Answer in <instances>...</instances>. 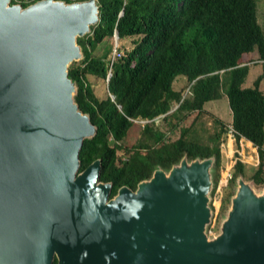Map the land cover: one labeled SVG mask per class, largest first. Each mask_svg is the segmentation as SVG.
<instances>
[{
  "label": "water",
  "instance_id": "95a60500",
  "mask_svg": "<svg viewBox=\"0 0 264 264\" xmlns=\"http://www.w3.org/2000/svg\"><path fill=\"white\" fill-rule=\"evenodd\" d=\"M10 1L0 0V264H264V196L243 182L222 236L206 241L211 158L184 157L113 199L99 160L78 173L96 130L67 69L99 21L96 0Z\"/></svg>",
  "mask_w": 264,
  "mask_h": 264
},
{
  "label": "trees",
  "instance_id": "16d2710c",
  "mask_svg": "<svg viewBox=\"0 0 264 264\" xmlns=\"http://www.w3.org/2000/svg\"><path fill=\"white\" fill-rule=\"evenodd\" d=\"M38 1L11 0L10 5L26 8ZM96 4L98 23L76 39L83 58L67 69L76 88L74 102L96 130L83 141L78 173L99 160V182L111 184L109 199H113L120 188L135 191L155 170L168 172L184 157L211 158V194H221L217 220L230 205L235 181L245 177V164L236 160L229 177L219 184L227 128L220 122L221 129L204 142L189 136L195 119L188 127L179 126L192 113L195 118L202 115L207 103L224 95L237 149L243 138L257 151L258 165L249 180L264 186V31L257 20V0H96ZM115 33L121 42L129 39L132 48L124 54L117 48L120 57L110 65L112 47L105 44L103 53L96 51ZM255 51L263 61L262 71L245 87L249 66L244 61ZM108 74V94L99 98L90 80L105 81ZM180 78L189 85V97L178 88ZM159 117L166 121V131L155 124ZM178 129L179 135L172 139ZM136 131L139 137L128 143Z\"/></svg>",
  "mask_w": 264,
  "mask_h": 264
},
{
  "label": "rangeland",
  "instance_id": "374dc122",
  "mask_svg": "<svg viewBox=\"0 0 264 264\" xmlns=\"http://www.w3.org/2000/svg\"><path fill=\"white\" fill-rule=\"evenodd\" d=\"M257 20L260 26L262 27L264 31V0H257ZM77 44V43H76ZM106 44V45H105ZM108 46L112 47V52L114 48L117 46L119 48V52L121 54H124L126 51H130L132 48V43L129 39L124 40L123 42L117 40L115 42L114 38L109 39L108 41L103 42L100 44L97 48V55H99L102 52L103 47ZM77 46L80 48V46L77 44ZM81 51V50H80ZM83 54L81 52L80 59L77 61H72L70 64L73 62H79L82 60ZM248 66H249V73L245 79V82L243 86L249 87L251 86L252 82L256 79V77L261 73L262 71V64L263 61L259 59L258 53L255 51L248 55L246 60L244 61ZM182 82H178V88L181 89L183 97H189L190 96V91L188 88V84L183 81V78H180ZM96 82L98 85H96ZM107 79L104 80H98L95 81L94 79L90 80L91 87L95 93V95L99 98H104L106 97L107 93ZM261 90L264 93V79L262 80L261 83ZM176 108V106L174 107ZM173 108V109H174ZM196 113H192L186 117V119L180 124L179 127H188L191 125V123L195 119V123L191 126L190 128V134L192 138H196L197 140H201L204 142H209V137H211L213 134L217 133L221 127H220V122L223 124L225 128H227V137L226 141L222 142L221 148H222V154H223V160H224V170L221 175V180L220 183L224 182L223 178H225V173L226 169H231L233 164L235 163L236 160L241 161L242 163L245 164V177L239 176L237 180L235 181L234 184V192L239 190V184L243 182L245 185H247L253 195L256 198H261L264 196V186H255L253 183L249 180L250 176L253 173V168H255L258 165V155L257 151L255 148H249L246 147L245 143H242L239 141V148L237 149L234 141L230 143L229 141V133H230V128H231V113L228 107L227 99L224 95L219 100L209 102L204 106V113L200 115L199 117L195 118ZM155 124L160 127L161 130L166 131V121H163V119L156 118L155 119ZM178 130L172 135V139L175 137L177 138ZM134 138H131L128 143L134 142L136 137H139L137 131L134 134ZM213 166V164H212ZM212 186L213 184L211 183V188L210 190L207 191L205 195L206 199V208L208 210V218L207 222L203 226V235L208 242L215 241L219 239L222 236L223 233V228L225 223H227L228 218L231 214H233V208H231V204L227 206V210L219 212V217L216 220L215 215H216V210L219 208L220 205V195H212ZM220 186V185H219ZM223 196V194H222ZM212 203V204H211Z\"/></svg>",
  "mask_w": 264,
  "mask_h": 264
},
{
  "label": "built area",
  "instance_id": "2783aa9c",
  "mask_svg": "<svg viewBox=\"0 0 264 264\" xmlns=\"http://www.w3.org/2000/svg\"><path fill=\"white\" fill-rule=\"evenodd\" d=\"M117 46L114 48L112 54H111V57H110V65L113 63L114 59L115 58H119L120 57V53L117 51ZM146 121H140L139 123L141 125H143ZM230 137H229V141L230 143H232L234 141V138H233V130H232V127L230 128V133H229ZM225 176L226 177H229V169H226V173H225Z\"/></svg>",
  "mask_w": 264,
  "mask_h": 264
},
{
  "label": "crops",
  "instance_id": "0c3cea01",
  "mask_svg": "<svg viewBox=\"0 0 264 264\" xmlns=\"http://www.w3.org/2000/svg\"><path fill=\"white\" fill-rule=\"evenodd\" d=\"M95 81H98V80H95ZM178 82L180 83V82H182V80H179ZM178 82H177V83H178ZM96 85L99 86V84H97V82H96ZM240 141H241L242 143H245L246 147L254 148L253 145H252L249 141H247V140H245V139H243V138H241ZM255 149H256V148H255Z\"/></svg>",
  "mask_w": 264,
  "mask_h": 264
},
{
  "label": "bare ground",
  "instance_id": "6f19581e",
  "mask_svg": "<svg viewBox=\"0 0 264 264\" xmlns=\"http://www.w3.org/2000/svg\"><path fill=\"white\" fill-rule=\"evenodd\" d=\"M234 195H235V194H234ZM233 197H234V196H233ZM228 208H229V206H228ZM228 208H227V209H228ZM227 209H226V210H227Z\"/></svg>",
  "mask_w": 264,
  "mask_h": 264
}]
</instances>
